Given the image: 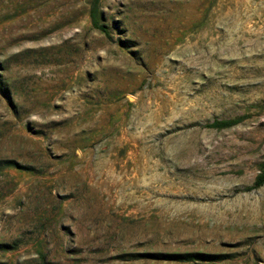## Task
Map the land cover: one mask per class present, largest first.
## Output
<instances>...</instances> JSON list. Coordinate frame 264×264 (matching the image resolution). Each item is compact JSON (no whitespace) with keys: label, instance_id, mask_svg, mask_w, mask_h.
Masks as SVG:
<instances>
[{"label":"rangeland","instance_id":"obj_1","mask_svg":"<svg viewBox=\"0 0 264 264\" xmlns=\"http://www.w3.org/2000/svg\"><path fill=\"white\" fill-rule=\"evenodd\" d=\"M259 62L264 0H0V264H264Z\"/></svg>","mask_w":264,"mask_h":264},{"label":"trees","instance_id":"obj_2","mask_svg":"<svg viewBox=\"0 0 264 264\" xmlns=\"http://www.w3.org/2000/svg\"><path fill=\"white\" fill-rule=\"evenodd\" d=\"M92 19H93L94 25L98 26L97 16L95 12H93L92 14ZM233 124H235L234 121H225V122L215 121L214 123L210 124L209 127L224 128V127H229ZM263 184H264V172L257 178V181L255 182L254 187L258 188V187H261Z\"/></svg>","mask_w":264,"mask_h":264},{"label":"bare ground","instance_id":"obj_3","mask_svg":"<svg viewBox=\"0 0 264 264\" xmlns=\"http://www.w3.org/2000/svg\"><path fill=\"white\" fill-rule=\"evenodd\" d=\"M247 61H245L246 63ZM249 63V62H247ZM260 65V66H259ZM259 66V67H258ZM258 66L255 69H247L248 72H252L251 74L255 75L256 77H260L261 75L264 76V63L263 62H259ZM251 67V66H249ZM250 74V73H249ZM252 75V76H253ZM217 97V96H216ZM210 98H212L210 96ZM179 153V152H178ZM190 164V163H189ZM144 166V165H143ZM140 169V168H139ZM150 170V167L148 165H145L144 167H142L141 171L143 172V174H146L148 171ZM153 171V169H152ZM155 171V170H154ZM163 179V178H162ZM165 181V180H164ZM160 209V213L162 214H167L168 210H166V206H164L163 204L159 207ZM181 214V213H180ZM221 214V213H220ZM172 216V215H171Z\"/></svg>","mask_w":264,"mask_h":264}]
</instances>
